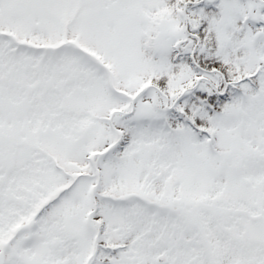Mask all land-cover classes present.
<instances>
[{
  "label": "snow or ice",
  "instance_id": "obj_1",
  "mask_svg": "<svg viewBox=\"0 0 264 264\" xmlns=\"http://www.w3.org/2000/svg\"><path fill=\"white\" fill-rule=\"evenodd\" d=\"M0 264H264V0H0Z\"/></svg>",
  "mask_w": 264,
  "mask_h": 264
}]
</instances>
